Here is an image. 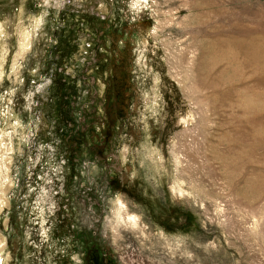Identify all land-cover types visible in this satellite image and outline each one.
<instances>
[{
  "label": "rangeland",
  "instance_id": "obj_1",
  "mask_svg": "<svg viewBox=\"0 0 264 264\" xmlns=\"http://www.w3.org/2000/svg\"><path fill=\"white\" fill-rule=\"evenodd\" d=\"M0 264H264V0H0Z\"/></svg>",
  "mask_w": 264,
  "mask_h": 264
}]
</instances>
